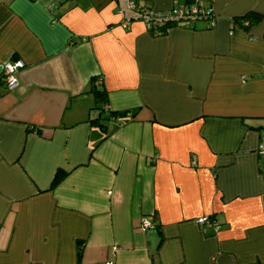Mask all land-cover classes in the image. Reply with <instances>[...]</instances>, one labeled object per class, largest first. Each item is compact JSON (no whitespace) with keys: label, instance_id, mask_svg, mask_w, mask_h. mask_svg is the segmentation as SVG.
<instances>
[{"label":"crops","instance_id":"1","mask_svg":"<svg viewBox=\"0 0 264 264\" xmlns=\"http://www.w3.org/2000/svg\"><path fill=\"white\" fill-rule=\"evenodd\" d=\"M196 1L212 25L154 35L119 0H0V264H264V0ZM91 77L135 109L97 141Z\"/></svg>","mask_w":264,"mask_h":264},{"label":"built area","instance_id":"2","mask_svg":"<svg viewBox=\"0 0 264 264\" xmlns=\"http://www.w3.org/2000/svg\"><path fill=\"white\" fill-rule=\"evenodd\" d=\"M118 12L122 14V20L119 24L123 28L128 27L129 23L133 20H140L144 24V27L154 34L157 33V27L181 19L192 21L197 17H203L207 19L209 25H212L214 22L211 7L199 3H184L167 10L156 11L149 7L140 6L135 0H122V7L118 9ZM22 67L23 62L19 59L2 63L1 80L6 89H10L15 85L16 73ZM256 150L259 153L264 152V136L257 144ZM196 222L210 227L214 231L218 228V225L214 224L209 217H199L196 219ZM140 226L142 230L147 231L152 228L153 224L147 219H142ZM104 264H111V262Z\"/></svg>","mask_w":264,"mask_h":264},{"label":"trees","instance_id":"3","mask_svg":"<svg viewBox=\"0 0 264 264\" xmlns=\"http://www.w3.org/2000/svg\"><path fill=\"white\" fill-rule=\"evenodd\" d=\"M135 2L138 3L137 0H135ZM186 3H198V2L196 0H186ZM139 5L143 6V7H147L143 4H139ZM207 6H209V5H207ZM156 11H160V10H156ZM258 18H259V16L257 13H255L253 11H247L246 13H244L241 16L233 17L231 19V23L234 26L246 28L249 24L256 22ZM198 19L199 20H207L206 18H203V17H197L196 19H193L192 21H189L186 19H185V21H189L192 23ZM178 22L179 21L177 20V21L169 22V23H166L162 26L157 27L156 28V30H157L156 34L152 33L151 31H149V32L151 34H154V35L163 34L170 27L178 24ZM1 77L2 76H0V81L3 84ZM95 80L96 79H94V77L90 78L89 92L92 93L95 103H100V105L99 106L98 105L93 106L94 108L98 109V112H97L98 117H94L93 119H90L89 122L98 126L99 129L103 132H105V130H106V124L104 122H98L97 121L98 118L100 120H108V121L112 120L113 118H117L118 121L116 122V126H119V125H122V124H125L126 122H128L131 119V117L134 115L135 109H131V110H109L108 108H106L105 107L106 100H107L106 99V92L104 89H102V87H100L99 84L95 83ZM101 138H103V137H101ZM65 174H66L65 171H63L61 169H56L53 176H52L51 182H50V188L55 186L65 176ZM80 248H81V246L78 248V253H77L78 255H80Z\"/></svg>","mask_w":264,"mask_h":264},{"label":"rangeland","instance_id":"4","mask_svg":"<svg viewBox=\"0 0 264 264\" xmlns=\"http://www.w3.org/2000/svg\"><path fill=\"white\" fill-rule=\"evenodd\" d=\"M119 1H120V4H122V0H119ZM92 97H93V95L90 94V98H91V107H93V106H95V105H98V106H99L100 103H95L94 99L92 100ZM92 112L95 113L94 117H98V116H97L98 109L93 108V109H92ZM94 117H91V118H94ZM97 121H98V122H104V123L106 124L107 127L110 125V124H109L110 121H108V120H100V119L98 118ZM92 130H94V132H93L92 135H91V139H92V140L97 141V140H98V139L104 134V132H102V131L99 129L98 126H92Z\"/></svg>","mask_w":264,"mask_h":264}]
</instances>
